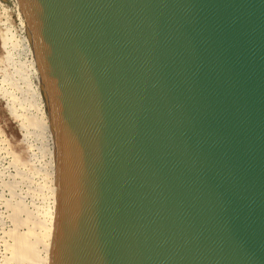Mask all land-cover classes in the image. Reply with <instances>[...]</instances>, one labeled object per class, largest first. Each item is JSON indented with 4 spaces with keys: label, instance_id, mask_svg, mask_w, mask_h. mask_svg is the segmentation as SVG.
Masks as SVG:
<instances>
[{
    "label": "water",
    "instance_id": "obj_1",
    "mask_svg": "<svg viewBox=\"0 0 264 264\" xmlns=\"http://www.w3.org/2000/svg\"><path fill=\"white\" fill-rule=\"evenodd\" d=\"M51 134L48 264H264V0H0Z\"/></svg>",
    "mask_w": 264,
    "mask_h": 264
},
{
    "label": "bare ground",
    "instance_id": "obj_2",
    "mask_svg": "<svg viewBox=\"0 0 264 264\" xmlns=\"http://www.w3.org/2000/svg\"><path fill=\"white\" fill-rule=\"evenodd\" d=\"M1 6L6 10L8 9L3 4ZM0 16H2L1 13ZM18 32L23 53L25 52L26 55L25 60L20 61L15 56L13 57L12 52L6 46V42L0 44V160H6L3 172L0 171V262L1 264H48L55 200L51 134L44 115L38 87L34 85L33 91L31 89L32 97L28 98V89H23L21 85H18L19 81L22 82V85L28 83V74L33 78L36 75L30 45L25 36L22 21L19 22ZM5 37L7 39V35ZM15 45L16 43L12 45V50ZM27 66L28 74L24 71V67ZM17 89L20 94L17 93ZM35 97L38 98L36 101L39 104L36 103L37 107L34 106V110L38 113L31 111L34 103L30 102L29 106L25 105V101L29 104L27 99L34 98L35 100ZM42 126L43 128H40ZM31 127L35 130H43H40L41 133L32 132L29 131ZM14 129L23 131L21 132L24 135L22 140L13 135ZM31 133L36 137L45 138L46 146L48 143V147H50L48 153L50 159L46 163L49 166L47 171L38 172L40 168L35 167V163L41 164V160L36 158V153L34 154L30 150L34 144L32 142L27 143L29 141L27 135ZM43 186H47L46 189L49 192L46 197L50 196V204H47V207L43 203L45 196L42 193ZM27 199L28 201H26ZM27 204L30 205L31 209L27 207ZM7 222L10 223V226L7 225ZM22 252L26 253L27 256L25 257Z\"/></svg>",
    "mask_w": 264,
    "mask_h": 264
},
{
    "label": "rangeland",
    "instance_id": "obj_3",
    "mask_svg": "<svg viewBox=\"0 0 264 264\" xmlns=\"http://www.w3.org/2000/svg\"><path fill=\"white\" fill-rule=\"evenodd\" d=\"M2 6H1V4H0V13H1V15L3 16H0V44L2 43V42H6V46H7V48L12 52V55H13V57L15 56L16 58H18L20 61H23V60H25L26 59V55H25V52L23 53V49H22V44L20 43L21 41L19 40L20 39V37H19V32H17L8 22V19H9V17H8V11H10L9 9H4L3 7L1 8ZM2 10V11H1ZM5 10V11H4ZM3 12H4V15H3ZM6 15V16H5ZM4 16H5V18H4ZM7 20V21H6ZM3 22L6 24H4L3 25ZM2 23V24H1ZM10 25V26H9ZM5 28V29H4ZM2 29V30H1ZM6 30V31H5ZM6 33V34H4V33ZM11 33H13V34H15L14 36H13V34H11ZM10 34V35H9ZM5 35H7V39H6V37H5ZM13 36V38L15 39V41H14V39L12 38V36ZM9 36H10V38H12V39H10L9 38ZM10 39V40H9ZM9 40V41H8ZM13 40V41H12ZM8 41V42H7ZM11 41V42H10ZM13 43V44H15L16 43V45H15V47H14V49L12 50V48H13V44L11 45V44ZM9 44V45H8ZM12 47V48H11ZM17 47V48H16ZM20 48H21V50H20ZM2 53H4V52H2ZM18 54V55H17ZM27 68V69H26ZM26 69V70H25ZM24 71L28 74L29 73V69H28V66L27 67H24ZM28 83L27 84H23L22 85V82L21 81H19V83H18V85H21L22 87H23V89L25 88V89H28V95H27V97L28 98H30V96H31V94H32V91H33V89L35 88L34 87V84H33V82H32V80L30 79V77H29V74H28ZM30 81V82H29ZM27 85V86H26ZM29 86V87H28ZM26 87H28V88H26ZM31 89H32V91H31ZM31 91V92H30ZM17 93L18 94H20L19 93V91H18V89H17ZM32 97V96H31ZM31 99H32V101H34V102H32L31 101ZM31 99H27L28 100V102H29V104H27V101H25V105L26 106H29L31 103H34V105H32L33 107H31L30 109H31V111L33 112V113H38V111H36V110H34V108L35 107H37V105L39 104L38 103V101H36V100H38V98H36L35 97V100H34V98H31ZM31 102V103H30ZM36 103H37V105H36ZM17 105V104H16ZM35 106V107H34ZM17 107V106H16ZM40 128H43V126L42 127H40ZM15 130V129H14ZM13 130V131H14ZM43 130V129H37V130H35V129H33L32 127L31 128H29V131H37V132H40L41 133V131ZM18 132V133H17ZM20 132V133H19ZM21 132H23V131H18V129H16L15 130V132H14V134L13 135H15V137L16 138H19L20 140H22L23 138H24V135L21 133ZM13 133V132H12ZM17 134V135H16ZM19 134V135H18ZM21 134H22V136H21ZM33 133H31V134H29V135H27V139L29 140V141H27V143H33L34 145H33V148H31L30 150L35 154L36 153V158H38V159H40L41 160V164H37V163H35V167L38 169V167L40 168V169H38V172L39 171H47L48 169H49V166H48V164H46V163H48L47 161L50 159V156H49V148L50 147H48L49 145H48V143H47V146H46V141L44 140L45 138H43L42 139V137L40 136V137H36V136H34V134L32 135ZM21 136V137H20ZM34 136V137H33ZM36 138V139H35ZM39 138H40V140H39ZM42 139V140H41ZM37 141V142H36ZM42 142V143H41ZM44 142V143H43ZM41 143V144H40ZM35 146V147H34ZM45 148V149H42V148ZM35 148V149H34ZM48 149V150H47ZM41 150V151H40ZM42 156H44V157H42ZM45 164H46V166H45ZM0 171H2L3 172V168L6 166V160H0ZM41 166V167H40ZM45 168H44V167ZM43 167V168H42ZM47 168V169H46ZM37 172V171H36ZM45 185H47V184H45ZM43 188V190H42V193L43 194H45V196H44V201H43V203L46 205V207H47V204L49 205L50 204V196H47L46 197V195H49V192H48V189H46L47 188V186H43L42 187ZM41 188V189H42ZM47 191H46V190ZM45 192V193H44ZM48 193V194H47ZM49 197V199H47ZM46 199V200H45ZM26 201H28V199L26 200ZM49 201V202H48ZM48 202V203H47ZM42 204V203H41ZM41 204H39V205H41ZM27 207L28 208H30L31 209V207H30V205H28L27 204ZM49 209V208H48ZM7 225L8 226H10V223H8L7 222ZM0 229H1V222H0ZM22 254L26 257L27 255H26V253L24 254L23 252H22ZM0 264H1V262H0Z\"/></svg>",
    "mask_w": 264,
    "mask_h": 264
}]
</instances>
